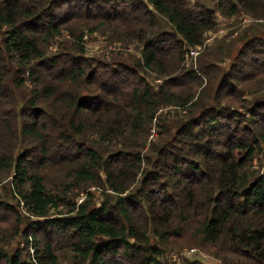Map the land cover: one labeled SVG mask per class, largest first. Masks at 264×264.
Segmentation results:
<instances>
[{"label":"trees","instance_id":"trees-1","mask_svg":"<svg viewBox=\"0 0 264 264\" xmlns=\"http://www.w3.org/2000/svg\"><path fill=\"white\" fill-rule=\"evenodd\" d=\"M65 4L71 8L57 15ZM191 6L190 0H0V174L13 171L19 209L35 219L25 222L18 208L0 203L15 219L14 238L26 224L22 249L11 256L1 249L0 264H59L60 250L74 264H166V248L190 234L194 246L224 264H264V172L255 165L264 151V103L246 109L247 116L231 107L190 114L205 99L239 104L238 84L264 72V35H242L232 73L212 98L196 97V85L205 76L214 83L210 74L221 71L215 63L229 56H205L201 70L185 68L190 51L216 29L217 14L264 18V0ZM83 26L102 28L117 42H141V59L133 66L93 61L84 56L82 37L53 57L45 54L63 30L75 37ZM240 66L241 74L249 70L244 77L233 74ZM150 73L163 79L157 90ZM184 82L195 87L185 89ZM225 88L231 91L223 95ZM172 107L189 118L176 130L160 113ZM155 120L160 140L145 153ZM48 174L57 177L50 182ZM92 188L102 194L99 206ZM76 191L85 194L81 204Z\"/></svg>","mask_w":264,"mask_h":264},{"label":"rangeland","instance_id":"rangeland-1","mask_svg":"<svg viewBox=\"0 0 264 264\" xmlns=\"http://www.w3.org/2000/svg\"><path fill=\"white\" fill-rule=\"evenodd\" d=\"M144 2L145 4H148V0H140ZM192 4V8H194L196 5L200 4L204 7H207L209 9H213L216 4V0H190ZM100 5L106 6V4L101 3ZM76 6V4H72L71 7L73 9ZM70 7V8H71ZM69 8V9H70ZM68 5L65 4V6H62L61 8H56V14L63 16L68 10ZM84 13V9H83ZM94 13H96V10H94ZM217 27L214 30V32L208 33L204 39V45L199 52L196 59H193L194 57L190 56L186 58L185 62V68L186 70L195 71V70H201L200 65L201 61L206 58L205 56H220L224 57L225 55H228V57L224 58V61L221 62L220 60L218 63H215L217 69L220 71V73L213 72L210 74V78L213 80L215 79L214 83H209V77L205 76L204 79H201V81L196 85V97L199 95L204 97H210L212 98L219 90V86L221 84V80L224 78L229 69H231L232 65L235 63L234 57L237 53V50L240 49L239 40L242 37V35L249 31H258L261 36L264 35V18H255L251 15L242 13L236 17L227 18L222 16L221 14H217ZM165 27V21L162 20ZM99 23V22H97ZM97 25V24H96ZM94 27V26H93ZM95 28V27H94ZM101 30L98 31H90L85 26L80 28V32H77V35L72 36L69 34L68 31L63 30V33L59 36H57L53 41L50 42V44H46L43 49L45 51V54L48 57H53L57 55L58 53L62 52L64 48L69 47L73 43H78V38L82 37L83 41L81 42L85 47V54L84 56L88 59H91L93 61H102L105 64H112V63H122L126 64L128 66H133L138 59H141L142 57V50H143V44L139 41L133 40V41H125V42H117L116 39L113 37V35L106 30L102 28H98ZM165 29L169 30V27H165ZM70 35V36H69ZM2 36L0 37V44L1 43ZM225 52H221L224 51ZM262 49L260 47H256L254 49L255 57L259 60L263 57L261 55ZM234 52V55L232 54ZM260 53V54H259ZM233 55V57H232ZM249 57H252L251 52L249 54ZM221 59V58H220ZM251 61V59H250ZM241 63H247V58L240 60ZM241 67V68H240ZM238 67L235 72L233 73L236 77L242 76L248 72L249 70H243V74L240 73V69H243L242 66ZM261 70V69H260ZM261 71H264V67ZM15 73L14 71L11 72L13 76L11 77L10 86H14L15 83ZM230 73H232L230 71ZM229 73V74H230ZM147 81L149 84L152 85L156 90L160 86L161 83H163V79L159 78L155 73H150L146 75ZM210 79V80H211ZM129 84L133 85L134 81L130 79ZM248 83L241 84L239 83L238 89L242 91L243 97L241 98L238 105H235V102L232 100V105H222L218 106L208 100H203V102L198 103V107L191 110L190 114H194V118H198L201 115L202 110H210V109H228L227 113L230 110H236L239 113L246 115V109L252 108L254 105L260 107L259 105L264 103V72H257V76L255 77V80ZM247 85V86H246ZM185 89L190 87H195V85L188 84L187 82H184ZM232 86V85H231ZM230 86V87H231ZM235 86V84H234ZM28 89L31 88L30 83L26 86ZM237 87V86H235ZM176 91V89H175ZM178 92L180 90H177ZM182 91V90H181ZM230 89H226L223 91V95L230 92ZM229 99H232V97H227ZM230 100H226L228 102ZM242 106H239V105ZM216 111V110H215ZM164 112V116H166V121L168 126L167 127H175V130L177 127L181 126V123L183 121L188 120V116H186L185 112L179 109L178 107H172L168 109L161 110L160 113ZM215 113V112H214ZM249 117V116H248ZM223 123H229L228 121H223ZM164 125V124H163ZM150 134H149V143L145 150V153H148L150 150V146L153 143H158L160 140L159 133L162 131L158 127V123L155 120L154 124L151 126ZM264 127V126H261ZM255 165L260 166V169L262 172H264V151L261 155H259L255 160ZM13 171H5L2 174H0V203H8L12 207H15L16 209H19L18 204V198L14 194L13 191ZM48 178L50 182H53L55 175H50ZM92 192L95 193L97 202L96 204L99 206L102 201V194L100 191H98L96 188L91 189ZM74 197H76L75 201L81 204L85 199V194L81 191H76L73 193ZM22 218H24L25 222L27 219H30V221H34L35 219L27 214L20 206L19 209ZM63 210V209H62ZM65 211V210H64ZM66 214V213H65ZM53 217L55 216V213H53ZM14 217L10 215L9 213H6L4 210L0 211V250L3 249L8 255L15 254L18 249H22L24 238L22 236L23 233L26 232V224H23L20 229V235L17 237H13L14 231L13 228H15V221ZM196 237L192 234H190L189 237L186 239H183L179 242V244H176L175 246H169L166 248L165 253V262L166 264H224V262L220 259H217L215 256L210 254L208 251L203 250L202 248L198 246H194L193 244L196 242ZM189 249H198L196 251L201 252L200 258L195 257H187L185 256V253ZM202 254L205 255L206 258L202 257ZM59 256V264H74V261L72 259L71 254L66 250H60L58 251ZM176 259V261L174 260Z\"/></svg>","mask_w":264,"mask_h":264},{"label":"built area","instance_id":"built-area-1","mask_svg":"<svg viewBox=\"0 0 264 264\" xmlns=\"http://www.w3.org/2000/svg\"><path fill=\"white\" fill-rule=\"evenodd\" d=\"M202 47H199L197 49L191 50L189 55L187 57H194L193 59H196L198 56L199 52L201 51ZM201 252L196 251V249H189L186 253L185 256L187 257H195V256H200ZM202 257L206 258L205 255L202 254ZM176 261V259H174Z\"/></svg>","mask_w":264,"mask_h":264}]
</instances>
